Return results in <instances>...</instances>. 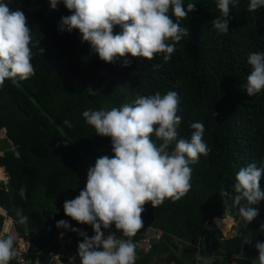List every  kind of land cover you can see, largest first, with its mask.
Segmentation results:
<instances>
[{
    "label": "trees",
    "instance_id": "obj_1",
    "mask_svg": "<svg viewBox=\"0 0 264 264\" xmlns=\"http://www.w3.org/2000/svg\"><path fill=\"white\" fill-rule=\"evenodd\" d=\"M3 2L26 17L36 69L28 80H6L0 88V130L6 129L0 138V167L8 175L6 183L0 181V206L13 219L9 235L14 247L33 230L39 233L37 248L47 246L60 231L78 240V232L56 227L61 220L78 230L90 226L66 216L63 204L85 188L87 172L98 158L114 154L111 138L96 135L84 120L85 110H110L134 103L140 95L176 91L182 117L178 138L190 140L191 124L203 122L210 151L190 165L192 187L182 199H166L156 208L144 205L141 230L150 225L162 235L149 253H139L138 261L195 264L197 256L200 264L209 257H214L212 264H258L255 244L264 243V200L251 205L258 216L250 224L241 223L235 236L224 238L212 222L228 214L239 220L231 201L224 206L220 190L232 192L236 174L247 164L264 166V90L249 97L245 89L251 71L248 55L264 53V8L250 12V0H239L230 8L228 33L221 34L213 27L221 15L217 0H184L185 7L195 3V11L178 21L189 36L176 44L167 63L158 54L152 61L127 55L109 64L79 30L61 31V18L72 14L62 2L56 10L49 0ZM121 32L119 26L114 29V34ZM154 64L161 65L159 70ZM88 88L100 94L89 95ZM22 187L25 198L19 195ZM260 188L264 191V176ZM16 209L28 217L26 225L17 222ZM1 226L0 216V231ZM245 239L251 244H244Z\"/></svg>",
    "mask_w": 264,
    "mask_h": 264
},
{
    "label": "clouds",
    "instance_id": "obj_2",
    "mask_svg": "<svg viewBox=\"0 0 264 264\" xmlns=\"http://www.w3.org/2000/svg\"><path fill=\"white\" fill-rule=\"evenodd\" d=\"M61 2L72 13L61 18V31L79 30L83 41L90 43L99 58L109 64L127 55L152 61L158 54L167 63L176 44L189 36V29L178 21L195 11V3L189 2L185 7L184 0H49V6L56 10ZM238 4L239 0H217L221 15L213 21V27L218 33H228L230 8ZM260 8H264V0H250V12ZM117 26L122 32L114 34ZM32 60V33L25 15L20 10H10L9 4L0 0V88L6 80L33 77L36 69ZM247 63L251 71L245 89L253 97L264 90V53H250ZM127 64L125 60L124 66ZM160 67L152 65L156 70ZM86 92L100 94L91 88ZM179 110L178 93L168 91L163 96L159 92L140 95L134 103L110 110L88 109L82 113L96 135L111 138L114 155L98 158L87 172L85 188L63 204L65 215L79 224L90 225L94 235L89 238L64 220L56 225L83 237L78 244L81 264H135L136 244L132 238L144 226V205L151 203L156 208L166 199L179 201L191 190L190 165L197 163L200 156H207L210 149L203 139V122L191 124L194 131L190 140L178 138L182 122ZM63 124L73 127L69 120ZM262 176L264 166L249 163L236 174L232 192L220 190L224 206L231 201L230 207L238 209L246 224L258 216V210L251 205L264 200ZM25 194L26 188L22 187L19 195L25 198ZM15 215L20 225L27 224L23 210L16 209ZM112 225L123 233V238L114 233L105 237L102 228L107 230ZM14 243L12 235H0V264H10L18 256ZM243 243L251 241L245 239ZM255 248L258 264H264V243L257 242ZM213 258H207L205 264H212Z\"/></svg>",
    "mask_w": 264,
    "mask_h": 264
},
{
    "label": "built area",
    "instance_id": "obj_3",
    "mask_svg": "<svg viewBox=\"0 0 264 264\" xmlns=\"http://www.w3.org/2000/svg\"><path fill=\"white\" fill-rule=\"evenodd\" d=\"M5 179H1L3 183L7 182L8 175L5 169L0 167ZM87 181V178L85 179ZM58 211V210H57ZM0 216L2 217V226L0 235L7 236L12 231L13 219L8 211L0 206ZM83 226V225H82ZM146 231L140 230L139 233L133 237V242L136 244L137 259L135 264H144L138 261L140 254H147L152 249L154 242L157 241L162 235V231L159 229H152L148 227ZM80 231L87 234L89 238L94 235L91 226H83ZM105 237L114 233L117 238H123V233L116 230L115 225H112L109 229L102 228ZM60 231L54 239L45 247H38L36 239L39 233L35 230L30 233H26L24 236L19 237L17 244L15 245L18 251V256L10 261V264H81L78 256V244L82 242L83 237L79 236L76 240L71 236H65ZM127 239V237H125ZM142 257V256H141ZM140 257V259H141ZM153 260L146 264H153Z\"/></svg>",
    "mask_w": 264,
    "mask_h": 264
},
{
    "label": "rangeland",
    "instance_id": "obj_4",
    "mask_svg": "<svg viewBox=\"0 0 264 264\" xmlns=\"http://www.w3.org/2000/svg\"><path fill=\"white\" fill-rule=\"evenodd\" d=\"M85 183H87V181ZM228 216H229V214H228ZM216 221H219V223L217 224ZM229 221H230V227H228V228L225 225V223L222 222V218H214L213 222H212L213 223L212 225L221 232V234L224 238L237 235L239 232V229H240V224L246 223L242 217H240L238 221L235 220L234 218H230ZM148 227H151V226L146 225L145 228H148ZM152 229H154V228H152ZM154 230L157 231L156 229H154ZM182 252H183V248L179 247L178 249H176V253L178 255H180ZM166 254H167V252H163L161 254V256L165 257ZM153 258L155 259V256H153ZM200 260L201 259L197 258V256H196V263L195 264H200ZM203 262H205V261H203ZM155 263H157V262L154 261L153 264H155ZM157 264H163V261H159Z\"/></svg>",
    "mask_w": 264,
    "mask_h": 264
},
{
    "label": "bare ground",
    "instance_id": "obj_5",
    "mask_svg": "<svg viewBox=\"0 0 264 264\" xmlns=\"http://www.w3.org/2000/svg\"><path fill=\"white\" fill-rule=\"evenodd\" d=\"M230 218H232V217L231 216H228L226 219H222V222L225 223V225L227 226V228L230 227V221H229Z\"/></svg>",
    "mask_w": 264,
    "mask_h": 264
},
{
    "label": "crops",
    "instance_id": "obj_6",
    "mask_svg": "<svg viewBox=\"0 0 264 264\" xmlns=\"http://www.w3.org/2000/svg\"><path fill=\"white\" fill-rule=\"evenodd\" d=\"M6 136V129H3V132H0V138L5 137ZM2 153V151L0 152V154ZM2 174V171L0 170V175Z\"/></svg>",
    "mask_w": 264,
    "mask_h": 264
},
{
    "label": "water",
    "instance_id": "obj_7",
    "mask_svg": "<svg viewBox=\"0 0 264 264\" xmlns=\"http://www.w3.org/2000/svg\"><path fill=\"white\" fill-rule=\"evenodd\" d=\"M0 132H3V128L0 130Z\"/></svg>",
    "mask_w": 264,
    "mask_h": 264
}]
</instances>
